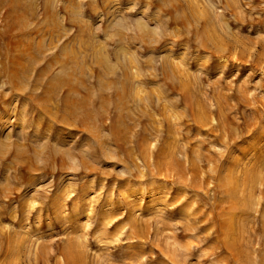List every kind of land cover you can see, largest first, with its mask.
I'll return each mask as SVG.
<instances>
[{
    "label": "rangeland",
    "instance_id": "374dc122",
    "mask_svg": "<svg viewBox=\"0 0 264 264\" xmlns=\"http://www.w3.org/2000/svg\"><path fill=\"white\" fill-rule=\"evenodd\" d=\"M0 264H264V0H0Z\"/></svg>",
    "mask_w": 264,
    "mask_h": 264
},
{
    "label": "bare ground",
    "instance_id": "6f19581e",
    "mask_svg": "<svg viewBox=\"0 0 264 264\" xmlns=\"http://www.w3.org/2000/svg\"><path fill=\"white\" fill-rule=\"evenodd\" d=\"M227 47H228V46H227ZM230 48H231V47H230ZM235 48H237V47H235ZM227 49H228V48H227ZM236 50H237V49H236ZM236 50H235V51H236ZM239 50H240V48H239ZM238 54H240V53H238ZM235 56H236V54H235ZM225 127H226V126H225Z\"/></svg>",
    "mask_w": 264,
    "mask_h": 264
}]
</instances>
